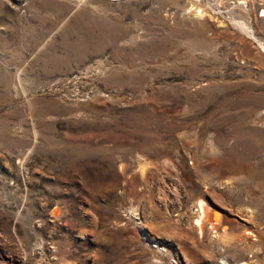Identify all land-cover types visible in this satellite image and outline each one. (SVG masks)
Here are the masks:
<instances>
[{"label":"rangeland","instance_id":"rangeland-1","mask_svg":"<svg viewBox=\"0 0 264 264\" xmlns=\"http://www.w3.org/2000/svg\"><path fill=\"white\" fill-rule=\"evenodd\" d=\"M239 1L0 0V264H264V0Z\"/></svg>","mask_w":264,"mask_h":264},{"label":"bare ground","instance_id":"bare-ground-1","mask_svg":"<svg viewBox=\"0 0 264 264\" xmlns=\"http://www.w3.org/2000/svg\"><path fill=\"white\" fill-rule=\"evenodd\" d=\"M119 1H123V0H116V2H119ZM196 1H199V0H196ZM241 1V0H240ZM239 1V2H240ZM245 1V0H244ZM201 3V2H200ZM204 10L200 7V5H199V3H193L192 5H191V7H190V9H189V11H188V13H191V12H194V15L198 18V20H200V21H198L199 22V27H197V31L195 30V32H191L190 33V37H191V41H193V43L198 47V46H203V48L205 47H207V41L206 40H204V38H202V36H201V33H202V28L204 27V26H206L207 25V22H206V19H205V12H203ZM263 11H264V8H263ZM215 19V18H214ZM216 20L218 21V27H222L223 26V22L222 21H220L219 19H217L216 18ZM235 22H237L242 28H245V23H243V22H239V21H235ZM248 34H250L249 35V37L250 38H253V39H257L256 37H255V35H253L252 33H248ZM249 38V39H250ZM160 43L159 44H161V43H164V46H162V47H160L159 45H157L156 47H155V49H153L151 52L153 53V56H158V57H160V56H163V55H165L167 52H168V50L169 49H166L165 48V45H168V44H170L169 43V41L167 40V39H165V38H163L162 40H160L159 41ZM259 42V41H258ZM264 45V44H263ZM196 47V48H197ZM264 47V46H263ZM207 49V48H206ZM175 51H177V53H178V51H179V49H175ZM177 53L175 54V57H177L176 55H177ZM214 82H216V81H214ZM212 84V83H211ZM213 86V85H212ZM213 91V90H212ZM222 91V90H221ZM224 91V90H223ZM232 118V117H231ZM235 118V117H234ZM238 133V132H237ZM156 138H157V136H156ZM245 144V143H244ZM243 144V145H244ZM248 143H246V145H247ZM241 146V145H240ZM244 147V146H243ZM242 147V148H243ZM245 147H249V146H245ZM238 150H241V148L240 149H238ZM245 150H247L246 148H245ZM249 150V149H248ZM247 152V151H246ZM253 152H254V149H253ZM250 153V152H249ZM250 155V154H249ZM262 165V164H261ZM259 167V166H258ZM263 167V166H262ZM258 169V168H257ZM257 172H259V171H257ZM261 173V172H260ZM253 174H255V173H253ZM263 176V175H262ZM252 180H253V178H252ZM251 180V181H252ZM262 180V179H261ZM243 181H245V180H243ZM250 181V180H249ZM261 182V181H260ZM263 182V181H262ZM199 205H200V207H201V217L202 216H206V214H205V210H204V208H203V206H202V203L201 202H199ZM56 208V207H55ZM55 211V210H54ZM53 211V212H54ZM58 212V211H57ZM55 213H56V211H55ZM200 217V218H201ZM204 218V217H203ZM202 220V219H201ZM213 221L212 222H217V221H215L214 219H212ZM219 223V222H218ZM217 224V223H216ZM211 225V224H210ZM216 228V227H215ZM214 230H216V229H214ZM226 264V263H225ZM228 264V263H227Z\"/></svg>","mask_w":264,"mask_h":264}]
</instances>
